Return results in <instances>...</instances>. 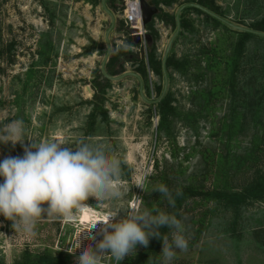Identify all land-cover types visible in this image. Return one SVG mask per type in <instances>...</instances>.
Listing matches in <instances>:
<instances>
[{
    "label": "rangeland",
    "instance_id": "1",
    "mask_svg": "<svg viewBox=\"0 0 264 264\" xmlns=\"http://www.w3.org/2000/svg\"><path fill=\"white\" fill-rule=\"evenodd\" d=\"M218 1L220 20L206 12L184 11L180 2L168 10L175 26L155 16L158 56L163 60L167 52V57L182 61L183 68L171 66L162 78L151 73L149 94L142 86L149 101L141 96L136 75L112 80L105 102L109 121L99 118L88 135L86 101L93 95L92 70L101 67L105 56L100 43L107 47L108 37L111 48L122 47L131 57L145 55L144 41L138 46L125 44L129 35L123 19L106 0H0V124L21 119L28 139L16 153L0 147V160L22 156L32 142L59 139L72 144L83 137L94 149L123 161L119 183L124 189L119 200L87 197L84 206L73 210L71 224L59 216L41 218L31 237L0 216L1 260L11 264L27 248L32 253L61 250L74 264L79 249L69 253L67 248L76 239L81 213L88 219L111 210L117 212L112 219L119 220L134 211L164 210L166 199L153 190L163 184L194 190L179 210L187 249L174 250L169 264H264V201L233 206L207 194L229 188L231 175L246 168L247 154L260 144L253 139L249 119L243 122L239 108L232 107L228 89L238 28L264 16V0ZM178 13L188 26H180L175 34ZM137 66L135 60L124 63L125 71L137 73ZM157 84L172 93L179 112L163 131L156 105L149 111L150 100L156 102ZM141 183L143 188L137 186ZM102 227L97 222L88 235L81 233L79 243L94 247L102 238ZM170 233L162 239L165 245L171 243ZM152 239L146 247L137 245L121 264H160L163 241L152 253ZM103 264L112 261L106 257Z\"/></svg>",
    "mask_w": 264,
    "mask_h": 264
},
{
    "label": "clouds",
    "instance_id": "2",
    "mask_svg": "<svg viewBox=\"0 0 264 264\" xmlns=\"http://www.w3.org/2000/svg\"><path fill=\"white\" fill-rule=\"evenodd\" d=\"M25 136L21 119L0 124V144L19 142L23 145L28 140ZM122 163L107 151L94 149L83 137L72 144L59 139L32 142L30 148H24L22 156L0 160V216L11 220L12 226L25 237L35 234V226L43 217L59 216L71 224L74 222L73 210L84 206L87 197L104 201L122 197L124 189L119 183ZM137 186L143 188L142 183ZM153 190L159 192L169 205H174L167 186L161 184ZM176 195L180 193L177 191ZM44 204L46 208L41 207ZM42 212L46 215L42 216ZM116 215V211L110 210L102 217L80 219L76 239L67 248L69 253H73L74 247L79 249L74 264H103L106 257L112 264H121L125 256L135 253L137 245L146 247L150 237H160L161 226L172 231L170 244L165 245L162 240L160 264H169L175 256L174 250L187 249L184 228L175 215L156 209L134 211L113 220ZM97 222L103 225L102 238L94 247L88 242L79 243V235H88ZM92 238L89 236V240Z\"/></svg>",
    "mask_w": 264,
    "mask_h": 264
},
{
    "label": "trees",
    "instance_id": "3",
    "mask_svg": "<svg viewBox=\"0 0 264 264\" xmlns=\"http://www.w3.org/2000/svg\"><path fill=\"white\" fill-rule=\"evenodd\" d=\"M159 1V0H157ZM167 5H172L177 0H160ZM107 6L117 12L121 6V1L108 0ZM165 21H170L173 26L176 25L174 15L168 12H160L156 15ZM188 22L182 17L180 18V26L187 27ZM124 26V25H123ZM248 27L264 32V16L254 19ZM122 29V27H121ZM146 29L152 35L151 45H147L145 55L139 54L128 57L122 47L111 48L108 59L105 63V73L109 76L120 75L125 72L124 63L126 60H135L138 64L135 71L142 79L144 89L149 94V75L150 72L162 78L164 75L163 63L158 56L155 47V40L158 36L157 30L153 26V21L146 26ZM239 30V37L233 47V66L228 89L229 99L234 108H239L240 117L243 122L249 119L253 128V139H259L260 144L255 151L247 154L248 164H244L245 169L231 175L230 187L227 189H214L207 193L213 198H221L233 206H237L246 200L264 201V35H260L251 31ZM125 44L138 46L134 43L131 36L125 39ZM13 44L10 43L8 49L11 50ZM102 51L106 53L107 47L104 43H100ZM166 69L171 66L174 69H182L183 62L168 56L165 61ZM93 79L90 81L93 95L86 102L90 105L87 114V134H91L97 124L98 119L109 121V115L106 108L107 89L111 86L110 79L101 67L92 70ZM157 98H160L163 89L160 84L155 87ZM156 98V99H157ZM155 100V99H154ZM153 100V101H154ZM149 101V99L147 100ZM149 111L152 112V104L156 105L159 115V129L165 130L166 124L172 117L179 114L177 108L173 105L172 93L165 94L156 102L150 100ZM243 128V124H242ZM4 152L12 151L16 153L24 144L11 143L0 144ZM246 161V162H247ZM157 167V165H156ZM129 171L127 177L129 178ZM174 198V205L166 204V208L161 210L171 215H175L179 219V210L190 196L194 195V190L189 186L176 189H169ZM180 195H176V192ZM167 201V200H166ZM160 237L153 236L152 243L149 244L152 253H154L162 239L171 232L167 226H161L159 229ZM0 264H7L0 259ZM11 264H70L66 256L60 250L53 254L50 252L32 253L27 248Z\"/></svg>",
    "mask_w": 264,
    "mask_h": 264
},
{
    "label": "water",
    "instance_id": "4",
    "mask_svg": "<svg viewBox=\"0 0 264 264\" xmlns=\"http://www.w3.org/2000/svg\"><path fill=\"white\" fill-rule=\"evenodd\" d=\"M139 2H140L141 11H142V25H143L144 27H146L148 24H150V23L153 21V19L155 18L156 14L159 12V8H158L157 5H155V4L153 3L152 0H139ZM103 3H104V0H103ZM180 9H182V8H180ZM205 10H206V9H205ZM206 11H207L208 13L212 14L209 10H206ZM110 14H111V16H112L113 19H114L113 14H112V13H110ZM179 29H180V19H179V13H178V14H177V29H176L175 34L178 33ZM238 29L246 30V31H251V32H254V33H257V34H260V35H264V32H263V31H259V30L253 29V28H250V27H248V26H245V27H239ZM130 32H132V35H131V36H132V39H133L134 43H136V44H140L142 39H141V36H140L139 34L136 33V32H137V29H136V28H132V29H130ZM174 36H175V35H174ZM144 38H145L146 42H147L149 45L152 43V35H151L149 32H146V33L144 34ZM106 43H107V50H106V53H105V56H104L103 62H102V64H101V69H102V71L104 72V74H106V73H105V63H106V61H107V59H108V56H109V54H110V51H111V46H110V43H109V41H108V37H106ZM166 58H167V52L164 54V57H163V60H162V63H163V70H164V75H165V76H166V65H165ZM130 74H134V75H136V76L139 78V80H140V93H141V96H142L143 98H145V97H144V94H143V92H142V86H143V83H142V79H141V77L139 76V74H137V73H135V72H131V71H125L124 73H122V74H120V75H115V76H109V75H107V74H106V75H107L110 79H112V80H118V79H120V78H122V77H124V76H126V75H130ZM165 92H166V88L163 89V92H162L160 98L165 94ZM93 93H94V92H93ZM160 98H158V99H156V100L158 101ZM145 99H146V98H145ZM146 100H148V99H146Z\"/></svg>",
    "mask_w": 264,
    "mask_h": 264
},
{
    "label": "flooded vegetation",
    "instance_id": "5",
    "mask_svg": "<svg viewBox=\"0 0 264 264\" xmlns=\"http://www.w3.org/2000/svg\"><path fill=\"white\" fill-rule=\"evenodd\" d=\"M153 3L155 5L158 6L159 8V12L157 14H159L160 12L164 11V12H168L169 13V7H171L172 5L176 4L177 2H180V4H178L179 6H183L184 7V11L186 10H192L194 12H206V14H210L208 13L206 10H209L212 14H210L211 16L217 18V19H221L223 18V16H221L222 10L220 5V1L218 0H183V1H179L177 0L176 2H174L172 5H167L162 1H157V0H152ZM178 6V7H179ZM206 9V10H205ZM156 14V15H157ZM171 14V13H170ZM183 15V14H182Z\"/></svg>",
    "mask_w": 264,
    "mask_h": 264
},
{
    "label": "built area",
    "instance_id": "6",
    "mask_svg": "<svg viewBox=\"0 0 264 264\" xmlns=\"http://www.w3.org/2000/svg\"><path fill=\"white\" fill-rule=\"evenodd\" d=\"M117 12L120 14L121 18L123 19L124 27L129 36L132 35V32H130V29L136 28L134 27L135 21L137 20L141 21V28L139 29L136 28L137 29L136 33L139 34L141 36V39L144 41L145 50H146L147 42L144 38V34L147 32V30H146V27L142 25V11H141L139 0H122L121 6L117 10ZM144 53L146 52L144 51Z\"/></svg>",
    "mask_w": 264,
    "mask_h": 264
},
{
    "label": "bare ground",
    "instance_id": "7",
    "mask_svg": "<svg viewBox=\"0 0 264 264\" xmlns=\"http://www.w3.org/2000/svg\"><path fill=\"white\" fill-rule=\"evenodd\" d=\"M134 27H136L137 29L141 28V21H140V20L135 21V23H134ZM85 214H86V213H85ZM87 216H88V215H84V216H83V219L86 220Z\"/></svg>",
    "mask_w": 264,
    "mask_h": 264
},
{
    "label": "crops",
    "instance_id": "8",
    "mask_svg": "<svg viewBox=\"0 0 264 264\" xmlns=\"http://www.w3.org/2000/svg\"><path fill=\"white\" fill-rule=\"evenodd\" d=\"M107 1H108V0H106V3H107ZM107 5H108V4H107ZM110 9H111V8H110ZM110 9H109V10H110ZM111 10H112V9H111ZM112 11H113V10H112Z\"/></svg>",
    "mask_w": 264,
    "mask_h": 264
}]
</instances>
